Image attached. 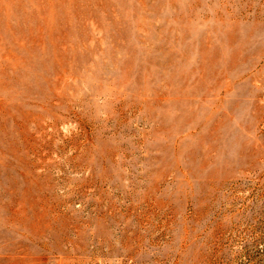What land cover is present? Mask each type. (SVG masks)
<instances>
[{
  "label": "rangeland",
  "instance_id": "374dc122",
  "mask_svg": "<svg viewBox=\"0 0 264 264\" xmlns=\"http://www.w3.org/2000/svg\"><path fill=\"white\" fill-rule=\"evenodd\" d=\"M0 264H264V0H0Z\"/></svg>",
  "mask_w": 264,
  "mask_h": 264
}]
</instances>
